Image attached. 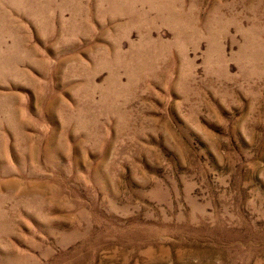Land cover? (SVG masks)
Wrapping results in <instances>:
<instances>
[{
    "label": "rangeland",
    "instance_id": "374dc122",
    "mask_svg": "<svg viewBox=\"0 0 264 264\" xmlns=\"http://www.w3.org/2000/svg\"><path fill=\"white\" fill-rule=\"evenodd\" d=\"M0 264H264V0H0Z\"/></svg>",
    "mask_w": 264,
    "mask_h": 264
}]
</instances>
